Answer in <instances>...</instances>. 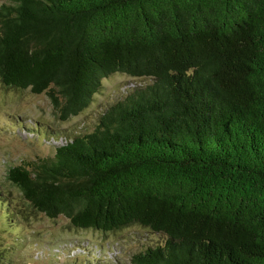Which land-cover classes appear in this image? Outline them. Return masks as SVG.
<instances>
[{
	"label": "trees",
	"instance_id": "16d2710c",
	"mask_svg": "<svg viewBox=\"0 0 264 264\" xmlns=\"http://www.w3.org/2000/svg\"><path fill=\"white\" fill-rule=\"evenodd\" d=\"M113 74L150 83L7 168L23 210L165 237L129 264H264V0L0 5L4 88L45 94L66 121Z\"/></svg>",
	"mask_w": 264,
	"mask_h": 264
},
{
	"label": "rangeland",
	"instance_id": "374dc122",
	"mask_svg": "<svg viewBox=\"0 0 264 264\" xmlns=\"http://www.w3.org/2000/svg\"><path fill=\"white\" fill-rule=\"evenodd\" d=\"M148 83L113 74L102 80L88 107L66 121L57 118L45 94L0 84V264H129L133 254L164 242L163 235L138 226L106 234L79 231L63 217L26 212L4 180L7 168L50 157L67 138L91 132L111 104Z\"/></svg>",
	"mask_w": 264,
	"mask_h": 264
}]
</instances>
